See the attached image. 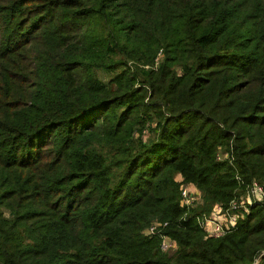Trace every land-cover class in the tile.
<instances>
[{"label": "trees", "instance_id": "1", "mask_svg": "<svg viewBox=\"0 0 264 264\" xmlns=\"http://www.w3.org/2000/svg\"><path fill=\"white\" fill-rule=\"evenodd\" d=\"M253 181L264 0H0V264H251L264 202L198 217Z\"/></svg>", "mask_w": 264, "mask_h": 264}, {"label": "built area", "instance_id": "2", "mask_svg": "<svg viewBox=\"0 0 264 264\" xmlns=\"http://www.w3.org/2000/svg\"><path fill=\"white\" fill-rule=\"evenodd\" d=\"M182 181V178L179 177ZM201 201V192L193 184L182 185L180 204L187 210L194 208ZM264 202V183L253 181L246 186L245 194L232 199L227 206L216 204L209 215L198 217L200 226L205 231L206 236L220 238L237 228L239 222L246 218L251 212V208L256 204ZM161 223L154 222L148 229L150 235H160L162 237L161 249L172 251L177 247L176 241L162 234ZM166 225V223L164 224ZM264 249L257 254L251 264H263Z\"/></svg>", "mask_w": 264, "mask_h": 264}, {"label": "rangeland", "instance_id": "3", "mask_svg": "<svg viewBox=\"0 0 264 264\" xmlns=\"http://www.w3.org/2000/svg\"><path fill=\"white\" fill-rule=\"evenodd\" d=\"M100 76H101L105 81H107L108 74H106V73H104V72H100Z\"/></svg>", "mask_w": 264, "mask_h": 264}]
</instances>
